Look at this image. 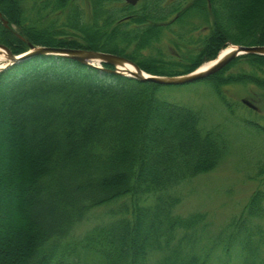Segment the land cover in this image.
<instances>
[{"label": "trees", "instance_id": "trees-1", "mask_svg": "<svg viewBox=\"0 0 264 264\" xmlns=\"http://www.w3.org/2000/svg\"><path fill=\"white\" fill-rule=\"evenodd\" d=\"M64 1L27 8L23 0H0L2 19L19 26L12 30L0 20V43L13 53L29 42L109 52L160 75L188 73L227 42L264 44V11L256 27L242 25L260 0H150L144 5L151 8L144 14L148 28L135 48L138 37L123 28L127 8L88 0L103 28L72 10L60 31L57 20L47 18L63 14ZM166 5L177 24L202 19L210 29L182 67L141 55L161 35L157 19L167 16L156 18L154 11ZM238 57L249 68L217 80L257 83L264 99V55ZM161 86L55 55H37L0 73V124L11 146L0 157V264H264V236L255 222L264 215L261 193L218 230L204 213L175 212L180 198L170 190L214 168L227 145L222 133L202 129L198 111L162 99ZM117 201L108 220L74 235L93 207Z\"/></svg>", "mask_w": 264, "mask_h": 264}, {"label": "rangeland", "instance_id": "rangeland-1", "mask_svg": "<svg viewBox=\"0 0 264 264\" xmlns=\"http://www.w3.org/2000/svg\"><path fill=\"white\" fill-rule=\"evenodd\" d=\"M40 2L42 0H23V5L30 8V6L35 4L40 5ZM64 2L66 3V8L63 9V14L58 15L54 11L47 18V20H57V22H54L56 25H53L54 27L60 29V31H64L61 29L67 23L66 18L70 15L73 17L72 10H74L77 14L79 12L78 15L82 17L83 22H94L95 24L93 23L92 26L97 25L103 28L104 22L100 23L99 20L94 21L92 12H90L88 6V0H65ZM149 2L150 0H137L136 3H132L129 0H111L113 9L117 8L119 11L122 8H127L125 12L127 14H124V17L128 15L129 17L127 18H130V20L132 17H142L145 21L142 23L129 20L123 27L130 30L131 36L138 37L137 40H132V48L140 44L138 41L140 42L141 33L148 28V25L145 24L148 23L146 22L148 18H144V14H147L146 10H151V8L150 5L148 7H144V5L152 3V1ZM165 7V9L157 7L154 11L156 18L163 17L162 14L167 16L166 20L162 18L157 19V29L159 28L158 26L163 27L161 35L154 39L152 43H149L148 46L144 47L141 50V55L158 57L163 61L175 60L181 63L182 67L190 59L188 57L197 53L207 34H210V29L208 24L202 22V19H196V22L188 25L185 23L177 24V20H174L176 13H170V6L166 5ZM67 8L68 10H66ZM263 11L264 0H260L249 18L242 21L244 28L249 30L256 27L261 21ZM32 16L34 19L38 17L35 13H32ZM2 18L0 17V20H3ZM5 20L7 21L6 24L3 23L6 27L16 31L19 30L16 21L11 23L7 19ZM26 41L29 40L26 39ZM143 43L147 42L143 41ZM29 44L45 46L29 42L28 47H26L27 49L19 53H13L9 47H6L14 55H19L29 50ZM237 45L245 44L227 42L225 46H222L217 51L215 57L206 59L197 68H200L207 62L214 61L219 57L222 50ZM254 45L264 46V44ZM132 48H129V52L133 50ZM230 62H232L230 67L225 72L219 73V75L216 73L224 67L195 82L180 85H164L159 88V96L165 101L186 105L198 111L201 116L200 125L203 130L210 129L224 135L227 148L225 156L219 163L214 168L199 173L170 190L171 194L180 198V202L175 208L176 213L180 215H188L194 212L204 213L207 215L208 220H210L211 228L214 230L221 228L234 216L242 214L255 193L264 195V99L259 96L263 88L257 83L252 82H248L247 84H240L237 81L227 84L224 82L220 83L217 77L220 79V76H235L241 68H249L246 58H239L237 56ZM91 63L94 64V67L104 66L103 63L99 62ZM12 66L6 67L1 72L8 70ZM217 85H221L219 90L216 89ZM243 99L251 102L255 108L245 104L242 101ZM1 124L0 157L6 158L11 150L10 140L8 139L10 133L6 131L5 125L1 126ZM261 199L260 201H262V205L264 206V197ZM119 203L120 201H117L93 207L87 218L78 223L73 229L74 235L78 237L93 227L94 223L108 220L111 217V209ZM7 218L8 213L2 215L3 222L7 221ZM255 222L261 225V233L264 236V215L260 218L258 217ZM261 255L264 257V245Z\"/></svg>", "mask_w": 264, "mask_h": 264}, {"label": "water", "instance_id": "water-1", "mask_svg": "<svg viewBox=\"0 0 264 264\" xmlns=\"http://www.w3.org/2000/svg\"><path fill=\"white\" fill-rule=\"evenodd\" d=\"M132 3H136L137 0H129ZM0 17L1 13H0ZM3 22L6 24V20H3ZM0 48L5 50L7 52V59L8 64L1 68L0 66V72L5 69L8 66L17 64L19 62H22L23 60H26L28 58L37 56V55H55V56H61L73 59L75 61L81 62L83 64H89L94 66L91 62H99V63H105L111 65L113 68H104V66H96L104 71L112 72V73H118L126 76L134 77L140 81H150L161 85H180V84H187L191 82L198 81L200 79H203L207 77L210 74H213L223 67H225L232 59L239 55L243 54H260L264 55V46H247V45H237L235 46L234 50H231L224 54L220 58H216L214 62L208 66L207 68L203 70H199V68L184 73L181 75H173V76H163V75H156V74H150L143 69H141L135 62L127 59L126 57L108 53V52H102V51H96V50H90V49H81V48H63V47H53V46H36L33 44H29V50L24 54L14 55L6 46L0 44ZM125 63H129L135 67L134 72H125L122 69L119 68L120 65H124ZM245 104L248 106L255 108V106L249 102L246 99L242 100Z\"/></svg>", "mask_w": 264, "mask_h": 264}, {"label": "bare ground", "instance_id": "bare-ground-1", "mask_svg": "<svg viewBox=\"0 0 264 264\" xmlns=\"http://www.w3.org/2000/svg\"><path fill=\"white\" fill-rule=\"evenodd\" d=\"M235 46H230L224 50L221 51L220 55L218 58L222 57L224 54H226L227 52L234 50ZM96 62V61H94ZM214 61L211 62H207L205 64H203L199 70H203L205 68H207L208 66H210ZM8 64V59H7V52L5 50H3L2 48H0V66L1 68L5 67ZM120 69H122L123 71L127 72H134L135 71V67L129 63H125L124 65H120L119 66Z\"/></svg>", "mask_w": 264, "mask_h": 264}]
</instances>
